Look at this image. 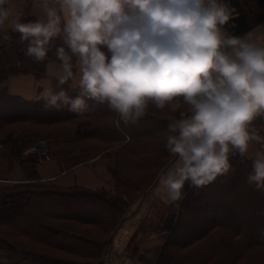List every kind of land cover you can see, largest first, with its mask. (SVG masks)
Listing matches in <instances>:
<instances>
[{"label": "trees", "instance_id": "1", "mask_svg": "<svg viewBox=\"0 0 264 264\" xmlns=\"http://www.w3.org/2000/svg\"><path fill=\"white\" fill-rule=\"evenodd\" d=\"M226 2L235 9L226 26L234 35L264 22V0ZM25 11L21 22L37 18L31 0ZM5 34L11 40L0 42V158L14 176L0 180V264H104L126 208L173 159L165 148L167 124L184 106L176 113L150 106L137 124L119 128L116 114L92 101L79 115L66 106L45 109L36 97L10 92L8 80L46 76L45 65L59 63L55 48L41 65L24 55L18 33L10 27ZM50 86L56 88L54 79ZM257 121L264 135V116ZM39 139L46 141L48 159L22 153ZM94 159L111 161L108 186L61 185L41 176L44 161L65 172ZM229 159L226 175L203 188L189 186L178 201L153 264H264V191L247 183L250 159L238 153Z\"/></svg>", "mask_w": 264, "mask_h": 264}, {"label": "clouds", "instance_id": "2", "mask_svg": "<svg viewBox=\"0 0 264 264\" xmlns=\"http://www.w3.org/2000/svg\"><path fill=\"white\" fill-rule=\"evenodd\" d=\"M31 3L37 18L21 22L10 0H0V29L11 18L24 55L36 62L55 48L59 63L49 76L56 88L36 97L45 109L79 115L92 101L115 113L119 128L137 124L150 106L172 113L187 106L167 124L173 162L158 180L168 200L180 201L186 182L199 189L226 175L237 153L251 160L247 183L264 191V135L253 125L264 116V26L231 33L235 9L226 0Z\"/></svg>", "mask_w": 264, "mask_h": 264}, {"label": "crops", "instance_id": "3", "mask_svg": "<svg viewBox=\"0 0 264 264\" xmlns=\"http://www.w3.org/2000/svg\"><path fill=\"white\" fill-rule=\"evenodd\" d=\"M19 15L20 14H18L17 17H19ZM259 26H264V22L258 24L253 29L258 28ZM258 34L264 35V27H260ZM54 63L56 62L51 61L45 65L46 76L44 77L35 78L32 75L10 77L8 80L10 92L23 96L22 92L28 93L29 90L27 88H30L31 86L41 85L43 86V89L49 87L50 76L47 74V66L55 68L58 63ZM37 96L38 95L26 98H35ZM256 123L258 124V121L255 123L253 122V125L257 126ZM260 124L261 123H259V125ZM260 126H264V124H261ZM257 147L258 145H253L250 148L249 155L254 154ZM100 161L101 159H94L88 163L79 164L72 170L65 172H59L56 165L51 161H44L43 167L41 168V171L44 173L41 172V176L43 179H52L61 185L77 183L91 188L108 186L109 174L106 171L98 169V165H100L98 163ZM172 162L173 159L162 170L169 167ZM159 174L156 180L144 191V193L131 202L126 208L124 217L112 231L109 243L104 249L102 255L104 264H146L147 262H151L150 264H153L155 262V260L153 262L151 261V258L155 256V252L151 254L147 249L142 252V249L144 247L143 244L145 245V243L150 241L152 242L158 237L152 238L151 236L150 239H143V236L141 235L144 227L149 223L147 221H143L146 213L148 211L155 210L157 215L159 212L164 210V207H170L172 204L167 198L166 190L159 184ZM188 188L189 182H186L182 190L183 193H185ZM177 203L178 202H175L174 204L176 205ZM144 222L146 224H144ZM158 247H160V244Z\"/></svg>", "mask_w": 264, "mask_h": 264}, {"label": "rangeland", "instance_id": "4", "mask_svg": "<svg viewBox=\"0 0 264 264\" xmlns=\"http://www.w3.org/2000/svg\"><path fill=\"white\" fill-rule=\"evenodd\" d=\"M28 1L30 0H10L11 8H12V18H15L19 15V18L26 12V6H28ZM21 10V11H20ZM20 11V12H19ZM11 27V18L9 20V23L7 26H5L3 29H0V38L3 37L4 33ZM56 64V63H54ZM54 67H49L47 66V74H50V72L53 70ZM14 89V88H13ZM29 90L28 93L22 92L24 97H32L39 95L43 91V86H31L30 88H27ZM187 106H184L183 108L186 109ZM45 140V139H43ZM2 146H0L1 150ZM23 153V151H22ZM111 164V161L107 159H101V161L98 163V169H101L103 171L107 172V164ZM10 169H8V163L0 158V180L4 179L6 177H13L14 174L9 172ZM2 180V181H4ZM110 184V182L108 183ZM188 190V189H187ZM186 190V191H187ZM176 205L172 203L170 207H164V210L159 212L157 215L155 210L148 211L143 219V221L149 222L148 225L144 227L143 233L141 236L144 238L150 239L151 236L152 238L158 237L154 239V241H150L148 243L143 244V249L142 252L147 249L151 254L155 252V256L151 258V261L153 262L156 258V255L158 253L159 249V244L162 241L163 234L168 228L170 227L171 220L173 219L174 215V208ZM144 224H146L144 222ZM158 235V236H157ZM141 260V259H140ZM150 264L151 262H147L146 264Z\"/></svg>", "mask_w": 264, "mask_h": 264}, {"label": "built area", "instance_id": "5", "mask_svg": "<svg viewBox=\"0 0 264 264\" xmlns=\"http://www.w3.org/2000/svg\"><path fill=\"white\" fill-rule=\"evenodd\" d=\"M31 152H37L39 154H44L45 158H48L46 155V143L44 140L40 139L35 144L28 146L23 150V154H28Z\"/></svg>", "mask_w": 264, "mask_h": 264}, {"label": "water", "instance_id": "6", "mask_svg": "<svg viewBox=\"0 0 264 264\" xmlns=\"http://www.w3.org/2000/svg\"><path fill=\"white\" fill-rule=\"evenodd\" d=\"M41 65H43V62H40Z\"/></svg>", "mask_w": 264, "mask_h": 264}]
</instances>
